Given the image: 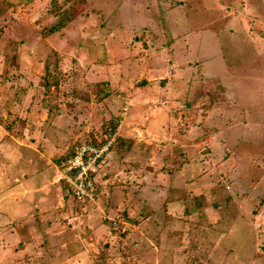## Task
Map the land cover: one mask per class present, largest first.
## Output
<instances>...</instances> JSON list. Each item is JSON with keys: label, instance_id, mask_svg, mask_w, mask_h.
Returning <instances> with one entry per match:
<instances>
[{"label": "rangeland", "instance_id": "rangeland-1", "mask_svg": "<svg viewBox=\"0 0 264 264\" xmlns=\"http://www.w3.org/2000/svg\"><path fill=\"white\" fill-rule=\"evenodd\" d=\"M0 215V264H264V0H0Z\"/></svg>", "mask_w": 264, "mask_h": 264}, {"label": "built area", "instance_id": "built-area-1", "mask_svg": "<svg viewBox=\"0 0 264 264\" xmlns=\"http://www.w3.org/2000/svg\"><path fill=\"white\" fill-rule=\"evenodd\" d=\"M109 145V143L101 145L99 148H94L91 145H82L76 147L71 159L68 160L69 166L67 170L68 172L73 170L72 179L75 181L74 186L77 192H80L82 185L85 186L89 175L90 165H95L98 158L103 155L104 151L108 149Z\"/></svg>", "mask_w": 264, "mask_h": 264}, {"label": "crops", "instance_id": "crops-1", "mask_svg": "<svg viewBox=\"0 0 264 264\" xmlns=\"http://www.w3.org/2000/svg\"><path fill=\"white\" fill-rule=\"evenodd\" d=\"M176 5H171L170 7H167L166 8V11H173V12H176V10H173L174 9V7H175ZM176 51L180 54V56H181V59L179 58V59H175V62L173 63V65H168V66H166V68H164V73L166 74V75H160V74H158L157 76H155L154 75V70L147 64V66H146V71H143L144 72V74H145V80H147V81H150V82H153V81H156V80H161V82L162 83H168V76L169 75H171V74H173L174 72H175V66H178L179 68H183V66H185L186 65V63H187V59H182V56L183 55H185L186 53H188L189 51H188V49H187V46H186V43H183V44H180V45H178V47H177V49H176ZM181 52H183L182 53V55H181ZM200 63H203V61L200 59V60H198ZM165 69H166V71H165ZM141 70H143V68H141L140 69V71ZM207 71V70H206ZM206 71H204L203 73H205L206 74ZM180 74V73H179ZM162 78V79H161ZM149 126L147 127L148 128V130L151 128V129H156V134L158 135V134H160V135H162V136H164V135H166V133L168 132L169 133V130H167L168 129V124H166L165 126L166 127H164L161 123H158V122H151L150 124H148ZM178 125V124H177ZM150 131V130H149ZM155 131V130H154ZM155 147V146H154ZM155 149L157 150V148L155 147ZM153 153H155V151H153ZM159 171H161L160 173H161V175L163 174V172H164V169H161V170H159ZM158 173V172H157ZM167 173H168V171H167ZM170 185V184H169ZM169 185H168V187H169ZM166 192L167 193H169V191L166 189ZM17 193V192H16ZM20 193V191L18 192V194ZM21 198V196L18 198V199H20ZM173 203V202H172ZM170 205H173V204H171L170 203ZM16 208V207H15ZM3 215H0V218L2 217Z\"/></svg>", "mask_w": 264, "mask_h": 264}, {"label": "trees", "instance_id": "trees-1", "mask_svg": "<svg viewBox=\"0 0 264 264\" xmlns=\"http://www.w3.org/2000/svg\"><path fill=\"white\" fill-rule=\"evenodd\" d=\"M63 13H64V12H63ZM56 19H57V22H58V23H57V25H55V27H51V28H50V30H49L50 32H54V31L56 30L57 27L59 28L60 26H62V25L65 23V21H66L65 19L68 20L69 17L66 16V18H65V14H62V16H60V15L58 14ZM64 20H65V21H64ZM90 143H92V142H90ZM92 144H94V143H92Z\"/></svg>", "mask_w": 264, "mask_h": 264}]
</instances>
